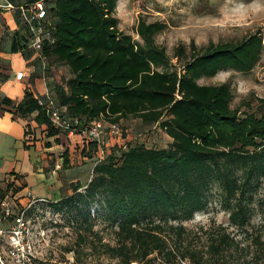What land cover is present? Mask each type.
Listing matches in <instances>:
<instances>
[{"label":"trees","instance_id":"obj_1","mask_svg":"<svg viewBox=\"0 0 264 264\" xmlns=\"http://www.w3.org/2000/svg\"><path fill=\"white\" fill-rule=\"evenodd\" d=\"M9 1L16 7L45 1L55 42L45 46L43 55L48 65L53 60L71 74L53 92L65 114L79 120V130L95 120L117 125L136 117L147 126L159 125L172 140L165 149L136 145L119 156L112 152L95 165L85 193L79 192L80 184L64 185L61 200L52 207L60 210L76 198L80 202L100 198L98 203L116 223L115 244L101 241L100 249L120 264H229L239 243L227 229L205 230L206 244L197 248L184 223L208 208L211 191L218 187L231 228L248 231L252 193L264 178V111L243 114L231 107L234 92L229 83L206 86L198 81L224 71L251 72L261 58L262 38L211 43L203 52L192 43L189 54L181 45L175 57L184 65L178 72L156 42L166 26L140 18L136 26L140 40H135L119 28V0ZM13 18L17 28L10 53L28 61L26 52L32 53L28 34L19 16ZM259 102L264 109V99ZM1 104L22 119L36 114L34 121L47 127L48 138L61 134L30 90L20 102L4 98ZM88 146L98 151L97 142ZM68 155L62 172L70 165ZM11 175L15 181L0 187L1 201L11 191L17 194L27 187L24 176ZM16 182L20 188H15ZM85 221L79 227L88 235L93 226ZM82 235L81 242H86Z\"/></svg>","mask_w":264,"mask_h":264},{"label":"rangeland","instance_id":"obj_2","mask_svg":"<svg viewBox=\"0 0 264 264\" xmlns=\"http://www.w3.org/2000/svg\"><path fill=\"white\" fill-rule=\"evenodd\" d=\"M116 17L119 19L120 30L135 40H140L136 35V26L140 18L146 19L148 23L164 24L166 29L157 35L156 42L165 48L171 64L178 72L184 65V60L175 57L176 50L181 45L185 46L188 54L192 43L197 50L203 52L211 43L239 44L252 36H258L262 38L264 45V0H119ZM262 54L258 65L249 73L224 71L214 78H202L198 83L206 86L229 83L234 92L231 104L233 109L238 108L243 114L262 113L264 109L259 102L264 99ZM25 56L27 59L34 58V54L29 52H26ZM24 60L20 55L14 57L10 80L15 79L19 71L24 73L27 69ZM48 67L49 71L45 78L53 89L71 76L65 66L53 60L49 61ZM37 76L35 78L42 82V74L39 73ZM10 84L12 98L9 99L18 101L16 97L23 93L25 85L12 82ZM37 85L40 87L41 84L38 82ZM103 121L104 125L110 126L106 120ZM117 127L116 134H111L108 129L104 130L97 143L96 152L91 150L86 139L78 135L69 138L61 133L59 143L53 138L54 144H51L46 141L47 129L40 132V138L37 140L41 143L40 148H48V145L56 147V154L51 155L52 160L49 161V167L45 172L48 179L43 178L42 182L35 174V168L43 156L39 148L37 150L34 147L26 149L25 146L24 148L17 146L16 149L20 150H12V156L8 159L19 162L17 174L30 176V185L39 187V193L36 195L44 196H35L32 190L25 191V188L17 194L11 191L3 201L0 200V217L4 219L7 211L11 216L10 219H4L1 226L5 233L4 236H0L2 259L0 264H77L78 260L83 264H120L117 260L104 255L100 249L101 241L105 244H115L116 230V223L106 207L98 203L100 198L96 197L87 202H80L76 198L70 206L62 207L60 210L52 207V204L61 200L60 189L64 185L68 188L71 183L80 184L82 189L79 192L85 193L94 177L95 165L112 152L119 156L129 147L136 145L165 149L172 142L159 125L147 126L136 117L122 119ZM36 134V131L28 126V135ZM30 142H33L31 138ZM66 153L69 154L70 165L62 172L61 166ZM57 166H60V169ZM52 171L55 172L51 174ZM32 174L37 179H34ZM4 175L5 172H0V187L5 189L9 182L15 181V177L9 174L3 180ZM51 176L57 178L58 183L54 181L51 185L52 181L49 179ZM15 186L21 187L18 182ZM69 194L73 195V192L70 190ZM211 194L208 208L195 214L193 220L184 223L193 246L202 248L206 244L207 236L203 233L205 230L217 232L223 227L239 243V247L232 252L229 264H264V178L255 186L252 193L253 218L246 233L231 228L229 214L222 207L219 188L214 187ZM17 218L23 219L24 227L15 222ZM86 219L93 226V232L88 235L84 229L80 231L79 227ZM21 229L26 230L25 248L16 251L12 245L13 237L15 231ZM81 233L86 242H81Z\"/></svg>","mask_w":264,"mask_h":264},{"label":"crops","instance_id":"obj_3","mask_svg":"<svg viewBox=\"0 0 264 264\" xmlns=\"http://www.w3.org/2000/svg\"><path fill=\"white\" fill-rule=\"evenodd\" d=\"M16 28L17 25L14 21L13 16L9 13L0 12V172H5L3 180H5L9 176V174L12 173L17 174L19 162L17 160L8 159L12 156V150L15 151L20 150V148L16 149L17 146L18 147L22 146L24 148V146L26 145L28 149L34 147L37 150L39 148L43 156L41 157L40 162L35 168L36 170L35 174H37L38 179L40 180V182H42L43 178L48 179L45 172L49 167V161L52 160L51 155L56 154L55 152L56 147H54L55 145L50 148L42 149L40 148L41 143L37 141L40 138L39 135L40 132H45L47 127L46 126L39 127L35 123L34 118L36 114L32 115L31 117L22 119L19 115L16 114L14 109L1 104L4 98H12L10 97L12 96L10 92L12 89L10 82L15 84L25 85V88H23V93L19 94L16 97L17 99H19L18 102L23 100L26 90H30L34 94V96L37 95L41 96L45 93V84H43V80L41 82L40 79L35 78L37 74L40 73V70L39 67H36L33 64L34 58L28 59V61L26 62L21 54L10 53L11 36L13 35V32L15 31ZM17 55H20L23 58V60L25 61V65L27 66L26 67L27 69L24 71L25 79L22 82L17 81L16 77L15 79L10 80V76L12 73L11 72L12 61L14 57ZM38 82L41 84L40 87L37 85ZM28 120L30 121L28 122ZM28 126H31V128L34 130V132L36 131L37 134L28 135ZM43 137H45V133L43 134ZM30 138L32 139L33 142H30ZM53 138L55 139L56 142V139H58L59 136ZM53 138H48L46 141L51 144H54L52 140ZM34 140L36 141L34 142ZM57 167L59 168L60 166ZM54 172L52 171L51 174ZM32 175L31 176L34 179L35 178L37 179V177H35L34 174ZM29 178L30 176L28 177L24 176L25 182L27 183V187L25 191L32 190L35 196L38 197L44 196V195H36L39 193V189H38L39 187L35 185H33L32 187V185H30ZM49 179H51L52 181L51 185L54 183V181L58 183L57 178L54 179L53 176H51Z\"/></svg>","mask_w":264,"mask_h":264},{"label":"built area","instance_id":"obj_4","mask_svg":"<svg viewBox=\"0 0 264 264\" xmlns=\"http://www.w3.org/2000/svg\"><path fill=\"white\" fill-rule=\"evenodd\" d=\"M0 12L9 13L12 16L18 15L20 19V25L26 29L28 34V50L34 54V62L39 66L40 74H42V80L45 82V93L41 96H35L39 105L45 110L46 115L50 121L51 126L66 134L69 138L75 135L83 137L88 142H97L104 134V130H110L111 134H116L117 125L109 124L104 125L103 120H95L90 123L85 129L79 130V120L77 118H71L65 114V110H62L59 106L58 100L53 92V88L46 82L45 75L49 69L48 60L43 55L45 46L54 44L53 29L48 21V12L45 1H38L31 5L26 6H14L9 0H0ZM264 60V54H262ZM25 74L19 72L16 74V80L19 82L24 81ZM118 133V132H117ZM31 196V194H28ZM9 211L6 212L5 220L10 219ZM2 217H0V236H4L5 230L1 228L3 224ZM16 223L21 224L24 227L23 219L17 218ZM25 229L15 231L12 245L16 251L25 248ZM0 261H2L0 256Z\"/></svg>","mask_w":264,"mask_h":264}]
</instances>
